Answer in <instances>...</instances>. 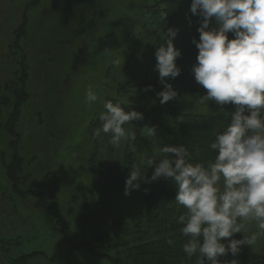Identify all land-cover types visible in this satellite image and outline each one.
I'll return each mask as SVG.
<instances>
[{
    "label": "rangeland",
    "instance_id": "obj_1",
    "mask_svg": "<svg viewBox=\"0 0 264 264\" xmlns=\"http://www.w3.org/2000/svg\"><path fill=\"white\" fill-rule=\"evenodd\" d=\"M151 3L0 0V264L24 254H30L25 264H112L87 248H71L52 213L36 202L38 195L55 201L75 239L81 240L82 197L93 199L85 208L87 216L108 198V192L97 190V175L109 164L120 163L128 141L113 147L108 135H93L101 124L98 117L103 102L116 98L134 108L161 104L157 92L142 94L135 86L156 63L154 53L163 42L160 32L177 29L174 43L187 14V9H180L160 26L151 10L144 13L141 8ZM81 24L88 25L87 29L76 31ZM89 85L99 97L91 106L85 103ZM21 87L28 99L14 126L17 137L3 125L12 104L26 95H21ZM199 96L180 91L166 103L175 104L182 113L212 115L220 111L215 101L201 104ZM154 126L156 137H161ZM14 153L22 158L18 176L26 174L17 185L30 191L24 196L7 176ZM114 191L122 196L112 194L114 199L108 205L114 204L113 213L108 217L123 215L126 209L139 210V190L125 195L123 184ZM247 227L249 232L256 231L255 222ZM233 238L242 239L243 233H235ZM242 247L250 262L263 259L264 238L252 247Z\"/></svg>",
    "mask_w": 264,
    "mask_h": 264
},
{
    "label": "clouds",
    "instance_id": "obj_2",
    "mask_svg": "<svg viewBox=\"0 0 264 264\" xmlns=\"http://www.w3.org/2000/svg\"><path fill=\"white\" fill-rule=\"evenodd\" d=\"M190 11L202 17L199 39H193L198 53L192 66L195 81L206 89L199 102L215 101L228 123L208 145L215 155L198 162L191 161L185 144H161L155 126H143L144 137L156 144V151L141 153L132 165L125 178V195L138 190L141 180L170 179L174 200L185 209L176 222L187 237L182 250L188 260L238 264L235 258L227 262L218 258L228 253L236 257L240 246L252 247L264 238V0H191ZM165 17L166 12L162 20ZM177 32L171 27L160 32L163 42L154 53V67L163 86L156 93L161 104L178 96L169 82L181 71L176 63L181 52L173 44ZM149 89L151 85L145 90ZM98 99L89 85L85 103L91 106ZM229 103L234 106L231 112L223 108ZM124 105L105 100L98 117L101 124L93 131L95 137L108 135L113 147L135 141L131 122L143 119L141 112L125 110ZM149 166L154 171L146 178ZM252 222L256 231L249 232L247 225ZM235 233H243V238H233ZM222 239H227V245ZM167 243L173 245L174 240Z\"/></svg>",
    "mask_w": 264,
    "mask_h": 264
},
{
    "label": "trees",
    "instance_id": "obj_3",
    "mask_svg": "<svg viewBox=\"0 0 264 264\" xmlns=\"http://www.w3.org/2000/svg\"><path fill=\"white\" fill-rule=\"evenodd\" d=\"M190 3L191 0H152L150 7L142 6L141 8L144 13L151 10L154 22H159L160 26L166 25V18H169L170 15H176L180 9H187L182 28L173 43L174 47L181 52V55L176 60L181 71L175 79H170L169 82L177 92L188 91L204 95L206 94V89L195 81L192 74V66L196 63L198 53L193 39H199L198 27L202 17L191 13ZM161 5L165 7L160 8ZM165 12L164 21L161 17ZM87 26L81 24L76 28V31H85L84 29H87ZM228 35L229 38H232V33ZM21 80H23V77ZM149 85H151V89L145 90ZM162 87L159 82L158 70L153 67L151 71L145 74L143 79L138 81L135 89L141 90L142 94L147 92V94L151 95L159 92ZM13 92L15 95L16 92ZM20 92L24 96L23 87L20 88ZM27 99L28 94L24 97H19L12 104L11 114L3 125L11 135L18 137L14 126L19 109ZM108 100L113 102L120 101L116 98H109ZM0 103H2L1 98ZM124 104L125 110L135 109L141 112L143 119L132 121L136 139L135 141H128L120 163L116 165L109 164L105 172L101 171L97 175L99 183L97 190L101 193L108 192V198H103L95 213L87 216L85 208L92 204L93 199L91 196L82 197L81 216L79 217L82 228L81 240L75 239L64 217L59 214L55 201L38 195L36 205L42 206L52 213L58 223L60 232L65 236L71 248H87L95 257L106 258L112 264H194L195 257L192 260H188L182 250V245L187 237L181 233V225L176 222V219L185 209L175 202V186L170 179L161 177L149 182L141 180L138 189L141 204L137 212L135 209H126L123 215L108 217L109 214L113 213L114 205H108V202L110 199H114L112 194H115L116 198L122 196L121 193L114 191V188L125 184V178L129 174L132 165L138 162L140 154L144 152L152 154L156 151V144L144 137L141 131L143 126L156 125L162 133V136L158 137L161 144L176 146L185 144L192 153L191 161L198 162L201 160L206 161L215 155V152L210 150L208 145L214 139V133L221 130L228 123V118L222 116L220 111L212 115L182 113L172 103L157 104L148 108H134L126 103ZM216 107L220 109L217 104ZM223 108L228 112L234 110V106L230 103L224 105ZM21 165L22 158L17 153H14L12 163L7 165V176L13 182L16 192L24 196L30 191L20 190L17 185L26 176V174L22 177L18 176L21 171ZM153 171L154 166H149L145 171V177L150 178ZM46 201L49 202L46 203ZM169 239L174 240L173 245L167 243ZM222 242L227 245V242ZM29 257L30 254L21 255L11 259L9 264H25ZM234 258L237 259L238 264H264V257L262 260L250 262L242 246H240V252L236 257L228 253L218 259L227 262Z\"/></svg>",
    "mask_w": 264,
    "mask_h": 264
},
{
    "label": "crops",
    "instance_id": "obj_4",
    "mask_svg": "<svg viewBox=\"0 0 264 264\" xmlns=\"http://www.w3.org/2000/svg\"><path fill=\"white\" fill-rule=\"evenodd\" d=\"M1 196V195H0ZM2 200V198L0 197V201Z\"/></svg>",
    "mask_w": 264,
    "mask_h": 264
}]
</instances>
